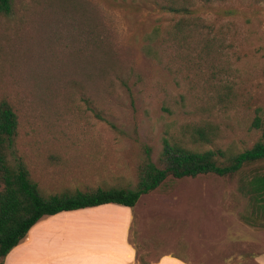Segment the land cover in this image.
<instances>
[{
  "label": "rangeland",
  "instance_id": "rangeland-1",
  "mask_svg": "<svg viewBox=\"0 0 264 264\" xmlns=\"http://www.w3.org/2000/svg\"><path fill=\"white\" fill-rule=\"evenodd\" d=\"M11 5L0 15V103L18 113L16 155L44 193L135 189L147 147L157 161L164 139L192 145L199 128L214 141L203 148L228 154L258 140L264 0L198 4L201 38L217 53L150 51L153 32L179 20L152 0ZM255 169L264 164L233 178H169L142 196L131 231L137 264L171 252L191 264H258L264 205L241 190Z\"/></svg>",
  "mask_w": 264,
  "mask_h": 264
},
{
  "label": "trees",
  "instance_id": "trees-1",
  "mask_svg": "<svg viewBox=\"0 0 264 264\" xmlns=\"http://www.w3.org/2000/svg\"><path fill=\"white\" fill-rule=\"evenodd\" d=\"M145 1V0H144ZM160 11L178 17L179 20L161 34L153 32L150 51L155 53H190L191 46L200 45L202 53H217L212 38L203 40L202 20L196 16L199 3L212 4L224 0H152ZM12 0H0V15H9ZM19 118L13 106L0 103V264L7 255L21 244L29 230L46 217L62 212L95 208L116 204L135 208L140 198L156 191L167 179L197 178L216 175L233 178L247 167L264 164V115L259 110L251 130L259 133L258 140L241 152L228 154L221 148H203L212 144L211 130L196 129L192 134V145L164 139L163 150L157 161L152 148L145 149V158L138 168L135 189H100L94 193L46 194L32 178L24 161L16 155ZM250 179L248 180V178ZM241 190L255 203L264 205V171L255 169L248 174ZM263 203V204H262Z\"/></svg>",
  "mask_w": 264,
  "mask_h": 264
},
{
  "label": "crops",
  "instance_id": "crops-1",
  "mask_svg": "<svg viewBox=\"0 0 264 264\" xmlns=\"http://www.w3.org/2000/svg\"><path fill=\"white\" fill-rule=\"evenodd\" d=\"M135 208L106 204L46 217L4 264H137L138 251L131 242ZM108 214L113 215L105 219ZM256 259L264 264V251ZM147 264L191 263L171 252Z\"/></svg>",
  "mask_w": 264,
  "mask_h": 264
}]
</instances>
